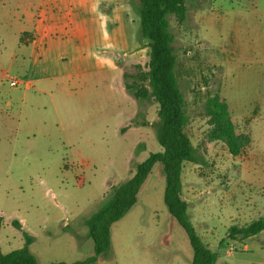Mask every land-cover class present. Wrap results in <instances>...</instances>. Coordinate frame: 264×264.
Wrapping results in <instances>:
<instances>
[{
  "label": "rangeland",
  "instance_id": "1",
  "mask_svg": "<svg viewBox=\"0 0 264 264\" xmlns=\"http://www.w3.org/2000/svg\"><path fill=\"white\" fill-rule=\"evenodd\" d=\"M1 1L7 12L8 2ZM185 7L186 22L170 18V26L190 118L185 131L203 161L183 164L181 199L195 236L217 254L216 264H264V231L244 241L226 239L229 227L264 217V0H186ZM2 24L0 37L9 33ZM15 49L12 36L0 38V249L22 248L25 233L38 264L82 262L93 254L86 220L133 175L136 163L161 150L157 107L127 95L116 69L71 80L70 95L58 94L54 108L37 84L9 86L5 76H44L36 49L31 58L14 57ZM147 55L148 49L130 53L116 67L134 72ZM213 94L226 102L236 133L251 139L236 157L222 142L206 139L203 106ZM160 170L157 164L137 202L111 226L110 251L96 264H191L188 237L162 199Z\"/></svg>",
  "mask_w": 264,
  "mask_h": 264
},
{
  "label": "trees",
  "instance_id": "2",
  "mask_svg": "<svg viewBox=\"0 0 264 264\" xmlns=\"http://www.w3.org/2000/svg\"><path fill=\"white\" fill-rule=\"evenodd\" d=\"M185 1L129 0L131 8L139 18L136 41L141 48L148 49V55L144 66H133L134 72L122 71L123 87L126 94L136 102L156 105L159 119L156 125V141L161 150L149 153L143 161L136 163L133 175L114 188L106 203L86 220L87 238L93 243V254L84 261L73 264H96L99 257L109 253L111 226L122 219L137 202L148 176L157 164L161 166L160 171L164 177L163 202L170 217L188 237L192 248L191 264H216L217 254L200 243L195 236L188 221L187 203L180 195L183 164H199L203 161L185 131L190 118L184 95L178 86L177 55L170 26V18H174L179 25L186 22ZM25 36L27 34H22V38ZM203 110L209 127L207 141L222 142L231 156L240 155L251 139L247 134L236 133L226 102L216 94L208 95ZM2 224L3 219L0 216V229ZM11 225L21 230L18 221H12ZM262 231L264 217L242 227H229L226 239L244 241ZM22 236V248L7 254H3L0 249V264H38L28 249L33 241L32 237L25 233ZM223 243L225 242L222 241L221 244Z\"/></svg>",
  "mask_w": 264,
  "mask_h": 264
},
{
  "label": "crops",
  "instance_id": "3",
  "mask_svg": "<svg viewBox=\"0 0 264 264\" xmlns=\"http://www.w3.org/2000/svg\"><path fill=\"white\" fill-rule=\"evenodd\" d=\"M4 1L10 7L7 12L2 10L0 0V24L9 33L0 38L13 37L14 57L31 58L33 49L42 56L39 59L44 61V76L27 81L29 86L24 89L39 85L37 91L49 96L52 107L60 103L58 94L66 98L70 95L71 80L86 82L97 73L116 69L122 80L116 60L146 50H139V18L129 0ZM22 34L27 36L22 38ZM259 109V105L255 106V110ZM19 224L22 229L23 223Z\"/></svg>",
  "mask_w": 264,
  "mask_h": 264
},
{
  "label": "built area",
  "instance_id": "4",
  "mask_svg": "<svg viewBox=\"0 0 264 264\" xmlns=\"http://www.w3.org/2000/svg\"><path fill=\"white\" fill-rule=\"evenodd\" d=\"M5 78L7 79L9 86L12 87V88H16V87H19V86H24V87H28L29 86L27 81H19V80L15 79V78L8 77V76H5Z\"/></svg>",
  "mask_w": 264,
  "mask_h": 264
}]
</instances>
